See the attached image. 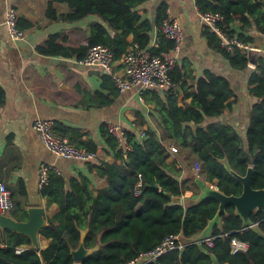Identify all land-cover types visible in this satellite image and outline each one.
<instances>
[{
  "label": "trees",
  "instance_id": "trees-1",
  "mask_svg": "<svg viewBox=\"0 0 264 264\" xmlns=\"http://www.w3.org/2000/svg\"><path fill=\"white\" fill-rule=\"evenodd\" d=\"M53 1L66 3L73 11L57 16L51 3L48 14L56 21L76 23L91 16L97 21L90 26L87 47L66 48L56 35L41 49L45 55L70 57L79 54L83 60L90 48L105 46L119 61L133 45L128 41L130 35L134 36L133 43L140 50L154 56L164 57L174 47L173 42L160 32V47L151 48L153 26L138 12L151 0ZM197 6L202 14L222 15L221 27L245 44L256 42L253 31L264 36V0H197ZM167 10L166 4L158 9V28L167 17ZM207 35L210 45L218 49L233 68L248 69L247 54L237 50L231 55L221 47L215 34ZM172 80L174 86L184 80L178 66L172 73ZM158 91L154 92L156 98L160 97ZM166 92V100H159L156 108L167 135L182 148L196 154L197 162L204 166L208 184L216 185L227 196H240L242 183L231 171L244 177L252 168V188L264 189V60H260L258 70L249 78V92L256 103L244 140L229 125L206 124L207 119L220 118L231 108L229 101L234 93L225 78L213 73L196 78L192 102L185 107L178 106L174 88ZM3 95L0 89V107L4 103ZM127 134L131 149L124 153L117 151V140L106 129L105 144L116 161L90 166L108 180V186L97 195L89 189V181L84 177L73 179L67 189L63 177L50 174L49 184L41 195L48 200V205L56 203L59 211L41 232L50 240L49 246L36 250L29 237L0 229V264H77L71 252L79 248L84 230H88L85 247H98V250L81 264H127L154 250L169 236L181 238L185 244L182 251L169 252L147 264H264V212L253 213L249 225L236 213L234 206L228 205L221 215L222 225L214 229V247L192 242L217 216L220 202L208 197L183 204L181 199L189 188L180 180V170L167 163L168 150L156 133L146 132L143 139L132 132ZM87 149L97 152L98 147L90 144ZM139 175L142 176L143 191L136 196L134 190L140 181ZM20 211L21 208L15 207L10 216L25 221L26 216L19 215ZM233 239L248 243L249 249L233 253ZM19 250L23 251L18 253Z\"/></svg>",
  "mask_w": 264,
  "mask_h": 264
},
{
  "label": "crops",
  "instance_id": "crops-1",
  "mask_svg": "<svg viewBox=\"0 0 264 264\" xmlns=\"http://www.w3.org/2000/svg\"><path fill=\"white\" fill-rule=\"evenodd\" d=\"M51 3L57 16L73 13L68 4L53 0H0V89L4 93V103L0 107V182L11 191L15 207L21 208L19 215L26 216L27 220L29 208H44L48 224V220L57 214L59 206L56 203L48 205V200L41 195L43 188L49 184L50 174L63 177L67 189L73 179L81 177L88 179L89 189L94 195L106 188L107 178L101 177L90 166H98L102 162L114 164L116 161L105 144L106 129L110 124H117L134 135L140 131L155 132L168 150L167 163L180 170V180L184 187L189 188L181 202L196 203L206 198L210 184L206 181L204 166L201 164L199 174L195 166L189 173L187 168L191 159L197 161L196 154L182 148L167 135L162 116L156 108L159 100H166L167 90L148 89L143 96L138 88L120 92L112 78V74L124 73L120 60L111 72H106L99 67L85 66L79 54L62 57L41 52L47 41L51 37L56 38V35L66 48L76 50L87 47L90 26L97 21L93 16L76 23L56 21L48 14ZM162 4L167 5V12L180 22L185 34L178 65L184 80L172 87L178 95V106L185 107L192 102L196 78L207 73L225 78L234 93L229 101L231 108L220 118L207 119L206 124L229 125L244 140L250 113L256 103L249 92V78L252 72L258 70L260 60H264V36L253 31L256 42L247 54L248 69H236L218 49L210 45L197 0H151L138 10L153 26L151 48L160 47V28L156 21ZM11 8L18 11L19 26L26 32L22 40H13L5 25ZM133 40L134 36L130 35L128 41L134 45ZM155 90H159L160 99L154 96ZM38 119L55 122V134L78 149L91 152L87 146L95 144L98 150L91 152L96 154L95 160L78 162L50 152L33 129ZM172 147L179 152L172 153ZM116 149L119 151L118 146ZM43 167H50V173L48 183L41 186ZM221 225V217L215 222L212 220L191 241L202 243L212 237L215 227ZM251 227L256 228L254 225ZM49 241L41 235L40 250L46 249Z\"/></svg>",
  "mask_w": 264,
  "mask_h": 264
},
{
  "label": "built area",
  "instance_id": "built-area-1",
  "mask_svg": "<svg viewBox=\"0 0 264 264\" xmlns=\"http://www.w3.org/2000/svg\"><path fill=\"white\" fill-rule=\"evenodd\" d=\"M201 22L206 27L209 34H215L221 42V47L229 54L234 55L237 50L244 54H248L253 50V44H245L239 39L231 37L222 27L223 16L220 14H202L200 13ZM5 25L9 35L13 40H22L26 37V32L19 27V14L14 8H11L6 15ZM159 31L169 40L172 41L174 47L172 51L163 56H154L150 52H144L139 49L137 44L132 45L122 57L121 64L124 73L122 75L112 74V78L120 92H124L131 88H138L140 95L143 96L145 90L161 89L168 90L174 86L172 73L179 65V53L183 45L185 34L180 22L167 12V17L162 23ZM117 61L111 50L105 46H95L89 49L81 63L88 67H99L106 72H111ZM55 122L52 120L38 119L33 129L39 134L44 146L53 154L78 162L89 163L95 160L96 154L81 150L71 145L66 140L58 137L54 131ZM108 132L117 140L118 150L126 153L131 149L127 132L117 124H110ZM140 138L147 136L146 131L138 133ZM172 153H178L176 147L171 148ZM50 168V167H49ZM43 167L41 169V182L43 186L48 183L50 169ZM196 173H200L202 166L195 164ZM140 181L135 187L134 194L140 196L142 194V176L139 175ZM210 189L218 190L216 185L210 184ZM15 209L12 199V193L5 183L0 182V214L9 215ZM204 243L209 248L214 247V238L205 239ZM233 252H246L249 244L239 239H233ZM185 244L179 236L167 237L154 250L142 254L139 258L127 264H147L156 261L161 256L172 252L182 251ZM23 250H19L21 253Z\"/></svg>",
  "mask_w": 264,
  "mask_h": 264
},
{
  "label": "water",
  "instance_id": "water-1",
  "mask_svg": "<svg viewBox=\"0 0 264 264\" xmlns=\"http://www.w3.org/2000/svg\"><path fill=\"white\" fill-rule=\"evenodd\" d=\"M231 173L242 183L243 192L240 196H227L219 190L210 189L208 191L206 198H215L220 202L219 212L214 218V222L220 219L228 205H232L235 207L236 213L244 220V222L250 225V217L253 212H264V189L255 190L252 188V168L249 169L247 175L244 177L237 175L233 171H231ZM27 214L28 219L26 221H18L10 215L0 214V229L14 231L29 237L32 247L36 250H40L41 232L48 225L45 216V209L40 207L29 208ZM255 230L258 231L257 228H255ZM87 233L88 230L82 231L79 248L74 249L71 252L73 259L77 264H81L85 259L98 250V247L95 249H87L85 247Z\"/></svg>",
  "mask_w": 264,
  "mask_h": 264
},
{
  "label": "rangeland",
  "instance_id": "rangeland-1",
  "mask_svg": "<svg viewBox=\"0 0 264 264\" xmlns=\"http://www.w3.org/2000/svg\"><path fill=\"white\" fill-rule=\"evenodd\" d=\"M176 147H177V146H176ZM178 148H179V147H178ZM194 159H195V158H194ZM194 159H193V160H192V159L190 160V164H189V166H188V168H187V169H189V173H192V170H193L192 168L195 166L196 163L201 164L200 162H197L196 159H195V160H194ZM10 214H12V213H10ZM10 214H9V215H10Z\"/></svg>",
  "mask_w": 264,
  "mask_h": 264
}]
</instances>
